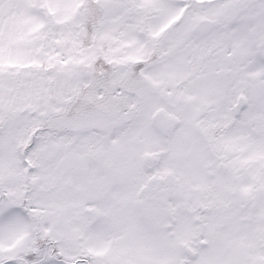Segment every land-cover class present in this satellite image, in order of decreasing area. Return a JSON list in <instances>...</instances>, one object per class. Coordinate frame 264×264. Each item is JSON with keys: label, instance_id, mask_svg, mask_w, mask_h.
Masks as SVG:
<instances>
[{"label": "snow or ice", "instance_id": "6c2138e0", "mask_svg": "<svg viewBox=\"0 0 264 264\" xmlns=\"http://www.w3.org/2000/svg\"><path fill=\"white\" fill-rule=\"evenodd\" d=\"M0 264H264V0H0Z\"/></svg>", "mask_w": 264, "mask_h": 264}]
</instances>
